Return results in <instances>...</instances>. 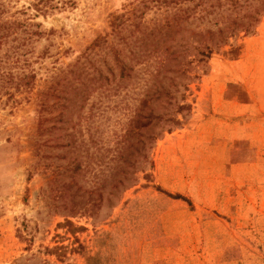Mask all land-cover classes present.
Masks as SVG:
<instances>
[{
  "label": "rangeland",
  "instance_id": "obj_1",
  "mask_svg": "<svg viewBox=\"0 0 264 264\" xmlns=\"http://www.w3.org/2000/svg\"><path fill=\"white\" fill-rule=\"evenodd\" d=\"M77 1L35 19L54 33L34 43V57L43 48L51 56L33 63V91H15L18 104L1 96L0 264H264V16L193 64L189 111L152 146L134 185L94 216L65 219L50 208V172L34 167L35 103L74 59L63 52L88 44L133 0ZM219 85L224 102L214 106Z\"/></svg>",
  "mask_w": 264,
  "mask_h": 264
},
{
  "label": "trees",
  "instance_id": "obj_2",
  "mask_svg": "<svg viewBox=\"0 0 264 264\" xmlns=\"http://www.w3.org/2000/svg\"><path fill=\"white\" fill-rule=\"evenodd\" d=\"M77 3L0 0V100L20 103L15 91L35 87L33 63L51 56L43 48L34 57L35 41L54 33L35 19ZM263 16L264 0H133L88 44L63 52L75 57L50 77L34 111V167L50 172L52 211L94 216L132 187L142 166L151 167L152 146L189 111L193 64L251 34Z\"/></svg>",
  "mask_w": 264,
  "mask_h": 264
},
{
  "label": "crops",
  "instance_id": "obj_3",
  "mask_svg": "<svg viewBox=\"0 0 264 264\" xmlns=\"http://www.w3.org/2000/svg\"><path fill=\"white\" fill-rule=\"evenodd\" d=\"M235 72H233L232 71V74H234ZM214 88V87H213ZM216 88H218V86L216 87ZM215 88V89H216ZM216 91H218V93H217V100H218V102L217 101H215V103H214V106H219V105H221V103H223L224 101H222V95H223V92H224V86H220L219 85V90H216ZM216 91H213V93L216 95ZM213 93H212V95H213ZM219 94V95H218ZM213 98H214V95H213ZM225 103H227V102H225ZM212 118V121H214V122H229L228 124L230 125V120H228L229 118H225V120H223L224 118H222V117H211ZM201 119H206V118H204V117H202V116H200L198 119H196V121H195V123L196 124H198V122H199V120H201ZM231 129V126H229V130Z\"/></svg>",
  "mask_w": 264,
  "mask_h": 264
}]
</instances>
